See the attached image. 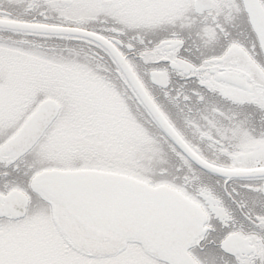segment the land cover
I'll use <instances>...</instances> for the list:
<instances>
[{"label": "snow or ice", "instance_id": "6c2138e0", "mask_svg": "<svg viewBox=\"0 0 264 264\" xmlns=\"http://www.w3.org/2000/svg\"><path fill=\"white\" fill-rule=\"evenodd\" d=\"M0 264H264V0H0Z\"/></svg>", "mask_w": 264, "mask_h": 264}]
</instances>
